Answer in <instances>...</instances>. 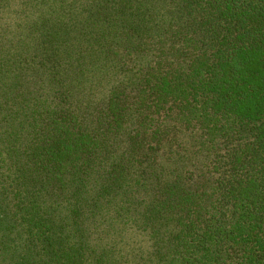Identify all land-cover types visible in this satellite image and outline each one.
<instances>
[{
	"label": "trees",
	"instance_id": "trees-1",
	"mask_svg": "<svg viewBox=\"0 0 264 264\" xmlns=\"http://www.w3.org/2000/svg\"><path fill=\"white\" fill-rule=\"evenodd\" d=\"M0 264H264V0H0Z\"/></svg>",
	"mask_w": 264,
	"mask_h": 264
}]
</instances>
